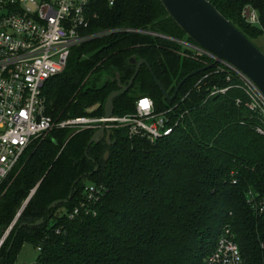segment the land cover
Here are the masks:
<instances>
[{"label":"trees","instance_id":"trees-1","mask_svg":"<svg viewBox=\"0 0 264 264\" xmlns=\"http://www.w3.org/2000/svg\"><path fill=\"white\" fill-rule=\"evenodd\" d=\"M208 1L251 42L264 34V0ZM246 7L255 10L258 25L245 22ZM92 12L89 31L146 29L192 42L158 0H97ZM132 56L148 67L141 66L130 89L114 100L113 114L132 113L146 96L156 112L171 109L169 117L178 121L173 133L151 144L115 131L116 143L108 146L89 145L91 130L61 129L32 143L0 196L2 232L35 188L0 248V264H16L23 244L38 250L34 264H202L225 226L242 264H264V210L246 197L264 194V139L254 130L260 121L236 104L244 101L237 89L209 96L211 86L229 83L203 57L123 31L94 39L72 49L64 71L45 83L46 114L56 120L103 116L107 96L118 89L115 76L127 84L134 73ZM205 67L171 102L154 82L171 96L184 77ZM86 185L93 187L92 199L82 194ZM69 194L67 203L48 209ZM39 219L44 222L33 226Z\"/></svg>","mask_w":264,"mask_h":264},{"label":"built area","instance_id":"built-area-1","mask_svg":"<svg viewBox=\"0 0 264 264\" xmlns=\"http://www.w3.org/2000/svg\"><path fill=\"white\" fill-rule=\"evenodd\" d=\"M97 0H0V196L10 175L20 163L29 146L54 130L96 131L105 123V129L113 133L123 131L126 138H144L149 143L170 136L178 121L169 112H156L153 100L139 97L134 111L110 118L78 117L56 120L46 114L43 95L45 83L61 74L67 66L72 49L94 39L105 38L117 32L141 35L169 41L180 47L182 56L203 57L215 72L223 73L225 88L211 86L209 96L224 95L229 89L243 93L244 101L236 104L254 113L260 124L255 132L264 139V96L243 73L225 60L204 50L188 40L177 39L146 29H105L89 31V17L95 18L92 6ZM112 1H109V5ZM242 17L250 25H258L255 10L246 7ZM191 53V54H189ZM234 81L236 83H234ZM198 83L196 84V86ZM200 87H197L199 89ZM30 194L10 224L0 235V248L15 228ZM92 199L94 190L86 185L82 193ZM247 203L264 210V194L247 192ZM83 204H80V208ZM83 209V208H82ZM79 213L75 208L69 218ZM230 227L220 229L215 245L202 264H242L240 249Z\"/></svg>","mask_w":264,"mask_h":264},{"label":"water","instance_id":"water-1","mask_svg":"<svg viewBox=\"0 0 264 264\" xmlns=\"http://www.w3.org/2000/svg\"><path fill=\"white\" fill-rule=\"evenodd\" d=\"M167 16L193 43L204 50L214 54L218 58L227 61L241 73H243L264 96V53L261 52L244 34H242L233 24L223 17L208 0H158ZM129 64L134 66V73L127 84L119 83V76L113 80L117 82V90L112 91L106 98L103 111L104 118H110L114 112V100L126 93L132 86L135 77L141 66L148 67L142 59L132 56ZM208 67L198 69L184 77L175 87L170 96L154 78L156 86L159 88L165 101L174 100L182 84L189 78L206 70ZM115 133L105 129L103 123L99 129L92 133L89 145H96L105 142L108 146L116 143ZM109 153H105V160ZM96 167L94 171H96ZM91 176L92 173H89ZM71 198L69 194L65 200H57L50 204L48 209H55L61 204L67 203ZM44 222L43 219L36 221L33 226H38ZM24 226L23 223L17 225L9 246L8 253L13 245L17 231ZM0 231V235H1ZM34 264V263H33Z\"/></svg>","mask_w":264,"mask_h":264},{"label":"rangeland","instance_id":"rangeland-1","mask_svg":"<svg viewBox=\"0 0 264 264\" xmlns=\"http://www.w3.org/2000/svg\"><path fill=\"white\" fill-rule=\"evenodd\" d=\"M252 43L261 51L264 53V34L258 37L257 39H254ZM46 136L41 139H45ZM38 255V250L34 248L30 244H23L20 248V251L17 255L16 264H33L36 260V257Z\"/></svg>","mask_w":264,"mask_h":264}]
</instances>
